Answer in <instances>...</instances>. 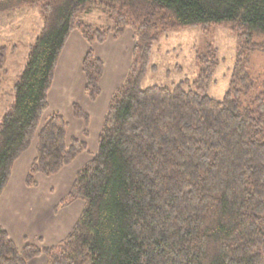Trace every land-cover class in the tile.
Here are the masks:
<instances>
[{
  "label": "trees",
  "instance_id": "trees-1",
  "mask_svg": "<svg viewBox=\"0 0 264 264\" xmlns=\"http://www.w3.org/2000/svg\"><path fill=\"white\" fill-rule=\"evenodd\" d=\"M36 3L43 25L0 120V197L32 144L30 187L88 150L85 140L69 137L61 111L45 116L71 32L78 29L89 44L82 69L93 101L104 74L95 43L128 28L136 38L97 152L61 202L85 201L75 226L56 245L41 239L18 247L0 223V264H29L43 255L47 264H264V72L251 67V54L264 52V0H0V14ZM95 9L106 25L82 19ZM223 22L233 24L239 45L222 99L209 93L219 64L215 50L197 53L193 81L143 85L158 67L151 54L163 33ZM7 54L0 46V82ZM73 112L89 125L79 103Z\"/></svg>",
  "mask_w": 264,
  "mask_h": 264
},
{
  "label": "rangeland",
  "instance_id": "rangeland-1",
  "mask_svg": "<svg viewBox=\"0 0 264 264\" xmlns=\"http://www.w3.org/2000/svg\"><path fill=\"white\" fill-rule=\"evenodd\" d=\"M82 19L93 25L107 24L106 15L98 9L92 10L89 13H85L82 16ZM42 25H43V15L41 12L40 3L24 6L22 8H18L0 14V46L5 45L8 47L7 61L5 63V68L3 70L4 74L2 75V80L0 82V120L3 116L4 110L13 100L14 83L18 79L19 75L21 74V71L25 67L31 46L34 43L35 39L37 38ZM232 26L233 24L231 22H223L220 24L207 25V26L179 27L168 30L167 32L163 33L160 39L157 42H155L151 54V62L157 64L158 67L156 70L150 69L148 71V74L144 79L143 85L144 86H151L154 84L173 85L179 82L180 80H183L185 77L190 79V81H193L195 80V78L198 76L199 73V65L196 60L197 53H202V52L206 53L208 51L215 50L219 58V64L215 72L214 83L212 84L209 93L210 95H212L217 99H222L223 96L225 95V92L229 88L231 72L236 59L237 47L239 45L238 34L233 30ZM108 39H110V36L106 40ZM71 47L73 48V45H71ZM132 57H133V52H132ZM105 61L109 68H114L113 67L114 64L111 63L108 59ZM178 66L182 68L181 71L177 69ZM251 67L252 70H254L255 72H262V71L264 72L263 51L258 50L251 54ZM72 73L73 74H71V79L73 78L74 80L73 82L75 83L76 86H80L81 79H84L82 70L80 69L78 72V70L74 68L72 70ZM56 80L57 81L59 80V76L57 75H56ZM63 84L67 86L68 81ZM72 90L63 91L59 93L60 95L59 94L58 95L60 96V98L66 97V99H69ZM77 92L78 91L75 89L73 93L79 96ZM64 105L65 107L62 108L63 110L61 112L66 116L71 109L70 101L69 102L67 101V103H64ZM54 109L55 108L53 107H49V110L45 113V116H47L51 112H54L55 111ZM72 110H73V106H72ZM70 119L72 120V117H70ZM79 119L80 118L76 116L74 117V120H79ZM85 129L87 130V125L84 122V130ZM81 130L79 129L78 125L75 122L69 121L68 132L73 131L74 133H79L82 132ZM83 134L85 136H89L90 131H88L87 134L83 132ZM79 135L81 137L83 136L82 133H79ZM89 148H90L89 151L83 153L82 158H84V160L79 159L74 162L75 166L78 167V171L97 152L98 138H96V140L92 138L90 139ZM85 156H88L89 158L87 159ZM16 172L15 175L17 176V182L15 181L13 187L16 188L15 194L21 195L20 192L21 188H18L19 187L18 179L20 180L21 178L19 177L20 172H18L17 174ZM26 177L27 175L24 177V183H25L24 186L32 188V191L27 192V195L33 194L34 197L36 198L40 197V194L36 193V191L34 190L35 188L39 187V184L33 187L27 186ZM41 186L43 190L49 189L51 187L55 188V192L53 193L54 195L52 196L51 199L53 200L54 198L56 199L59 198L57 211L59 210V208L67 207L69 204L73 202L75 203V206H73L72 208L74 209L75 207L76 212H80V213L83 212L85 207V201L83 199H74L68 204L65 205L61 204L62 200L68 199V194L64 193V190L61 188V183L53 184V181L51 179H48L47 181L42 182ZM18 204H20V202H18ZM48 216H51V210H50V215ZM41 239L42 237H40L39 239H35L31 242L29 241V243L38 244L43 240ZM59 242L51 245L45 244L44 242L41 243L47 246H52L58 244ZM35 264H42V261H37ZM44 264L47 263L45 262Z\"/></svg>",
  "mask_w": 264,
  "mask_h": 264
},
{
  "label": "crops",
  "instance_id": "crops-1",
  "mask_svg": "<svg viewBox=\"0 0 264 264\" xmlns=\"http://www.w3.org/2000/svg\"><path fill=\"white\" fill-rule=\"evenodd\" d=\"M134 37L133 30L127 29L117 39L110 36V39L103 43H95V54L104 61V74L100 80L101 94L95 101L91 100L85 92L86 79L82 69V63L89 49V44L79 30L75 29L71 32L58 59L54 81L49 92L50 107L55 108V111H62V108L65 107L64 103L70 101L71 109L66 115V118L68 122L73 121L78 125L80 130L82 129V132L79 133H82L83 136L81 137L79 133H74L73 131L68 132V135L69 137L77 136L85 140L88 144L87 151L90 149V139L96 140V138L99 137L102 122L113 93L127 76L132 62V52L135 44ZM71 45H73V48ZM107 59L114 64V68H109L107 66L105 61ZM74 68H76L78 72L80 69L82 70L84 79H81L80 86H76L73 82V78L71 79V74H73L72 70ZM56 75L59 76L58 81L56 80ZM67 81L68 85L66 86L63 83ZM72 89H76L79 96L75 95ZM66 90H72L69 99H66V97L60 98L59 93ZM55 94L59 95L57 96ZM78 101L82 108L90 115V122L87 126L88 131H90L89 136L83 134V120H74L75 116L72 106L75 102L78 103ZM70 117H72V120ZM30 147L31 148L26 150L15 162L12 176L0 197V223L7 229L10 236L19 247L29 243V241L31 242L35 239H39L40 237H42L45 244L51 245L59 242L69 234L81 214L80 212H76L75 207L74 209L72 208L75 206L73 202L67 207L59 208L57 211L59 198L51 199L54 195L55 188L51 187L43 190L41 185L42 182L51 179L53 184L61 183V188L64 190V193L68 194L78 172V167L75 166L74 162L79 159L84 160V158H82L83 153L80 154L72 164L65 166L55 175L49 177L38 175L39 187L34 190L36 193L40 194V197L36 198L33 194L27 195V192H31L32 188L24 186V177L27 175L36 156L35 143ZM85 157L87 159L89 158L88 156ZM15 172L16 174L20 172L19 177L21 178L20 180L18 179V188H21V195L15 194L16 188L13 187L15 181L17 182ZM18 202H20V204H18ZM50 210L51 216H48L50 215ZM37 261H42V264H44L45 262L47 263V258L45 256H40L29 263L35 264Z\"/></svg>",
  "mask_w": 264,
  "mask_h": 264
}]
</instances>
